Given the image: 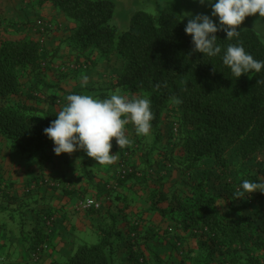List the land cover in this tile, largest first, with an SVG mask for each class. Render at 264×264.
I'll return each mask as SVG.
<instances>
[{
  "label": "trees",
  "instance_id": "trees-1",
  "mask_svg": "<svg viewBox=\"0 0 264 264\" xmlns=\"http://www.w3.org/2000/svg\"><path fill=\"white\" fill-rule=\"evenodd\" d=\"M3 1L0 135L12 152L28 159L44 152L51 142L43 129L59 110L28 106L17 97L24 92L26 74L40 70L52 54L28 33L17 34L21 25L4 17ZM44 3L67 20L69 35L64 41L76 64L86 68L95 63V57L107 60L114 54L122 60L115 79L77 86L64 92L60 103L65 106L70 94L103 99L116 90L149 98L154 115L150 139L134 136V145L124 148L136 157L132 169L150 168L156 155L164 160L163 168L180 175L169 189L158 178L150 191L145 211L158 215L159 224L135 213L121 229L116 215L101 214L100 208L95 210L102 218L94 227L97 242L78 246L56 264H264V194H245L258 208L252 212H244L234 195L245 179L264 182V165L258 164L255 173L238 179L230 168L233 158L241 166L264 157V68L236 78L222 61L229 44H242L254 59L264 61V44L258 35L247 29L228 40L224 31H218L221 53L209 57L192 51L191 35L184 31L187 22L173 13L156 17L137 11L128 28L118 32L109 24L114 9L111 1L38 0V5ZM173 97L182 103L174 104ZM172 123L177 125L176 133ZM78 150L79 170L88 178L92 158ZM48 237L46 230L37 229L28 250L36 251V256L47 252L51 248ZM155 242L172 248L178 259L170 263ZM121 244L127 262L118 258Z\"/></svg>",
  "mask_w": 264,
  "mask_h": 264
},
{
  "label": "crops",
  "instance_id": "crops-1",
  "mask_svg": "<svg viewBox=\"0 0 264 264\" xmlns=\"http://www.w3.org/2000/svg\"><path fill=\"white\" fill-rule=\"evenodd\" d=\"M2 8L7 20L21 25L17 34L28 33L52 54L40 70L22 79L24 92L17 100L26 105L41 110H60L64 106L60 103L63 93L82 85V76L86 75L87 84H91L115 79L120 72L122 60L116 54L107 60L95 57V63L86 68L76 64L64 41L69 35V24L49 3L38 5V0H4ZM127 96L137 97L135 94ZM127 134L132 141L137 136L131 124L127 125ZM111 143V152L119 159L112 165H101L92 158L86 178L79 170L80 151L56 155L51 141L37 160L21 159L0 135V264L61 262L72 250L78 235L89 229L94 232V227L102 221L95 210L81 206L80 202L88 197L101 201V214L114 213L121 229L126 227V219L135 213H142L144 219L159 224L158 215L145 211L150 191L158 178L164 180L165 189L173 187L180 179L178 171L163 168L164 160L156 155V162L150 168L132 169L136 157L120 149L114 138ZM122 162L131 166L129 173H132L120 183L117 174ZM165 172H172V181ZM37 229L48 232L51 246L40 256L28 250ZM33 254L36 257L32 258Z\"/></svg>",
  "mask_w": 264,
  "mask_h": 264
},
{
  "label": "clouds",
  "instance_id": "clouds-1",
  "mask_svg": "<svg viewBox=\"0 0 264 264\" xmlns=\"http://www.w3.org/2000/svg\"><path fill=\"white\" fill-rule=\"evenodd\" d=\"M200 4L207 2L211 7V16L206 14L190 15L184 31L191 35L192 51L209 57L221 53L217 45L216 33L224 31L231 40L239 36L238 27L246 17L258 14L264 18V0H198ZM211 17L218 18L215 23ZM223 64L231 69L239 78L242 74L264 68V61H259L247 53L242 44H229L222 57ZM89 78L82 76V86L87 85ZM67 104L57 113L50 125L43 129L44 134L53 142V151L72 154L81 149L88 157L101 165H112L119 157L111 152L112 140L115 139L120 149L131 146L133 141L127 134V125L134 127L137 136H147L151 131L154 119L151 101L147 97H129L119 90L107 98H96L85 94H70ZM173 103L182 101L173 97ZM259 191L264 194V182L243 180L235 198H243Z\"/></svg>",
  "mask_w": 264,
  "mask_h": 264
},
{
  "label": "rangeland",
  "instance_id": "rangeland-1",
  "mask_svg": "<svg viewBox=\"0 0 264 264\" xmlns=\"http://www.w3.org/2000/svg\"><path fill=\"white\" fill-rule=\"evenodd\" d=\"M108 1H111L114 7L113 14L109 21V24L111 26H114L118 32H123L128 28L131 16L137 11H143L152 14L153 16L156 17L164 13H173L182 22H187V20L190 18L188 14L190 15L206 14L211 16L210 5H208L207 2L202 5L198 2V0H108ZM213 2H215V0H213ZM211 18L215 23L217 24L219 23L218 18L216 17H211ZM247 29L254 31L260 38L261 42L264 44V18H260L258 14L246 17L237 30L242 31ZM163 128L164 130L168 129V124L167 123L164 124ZM142 137L143 138L145 137L147 140L150 139L148 136H142ZM42 154L43 152L41 153L40 151L34 154L29 160H37L38 159L37 156H40ZM232 161L236 163L237 159L233 158ZM235 163H232L230 167L232 168L231 175L235 176V178L238 179L242 175L255 173L258 164L264 165V157L262 156L255 157V159H251L248 161L247 164L245 163L242 164L241 166ZM165 174L168 180L172 181V176H173L172 172L170 173L165 172ZM216 188L217 190L219 189V184H217ZM252 195L256 196L257 191L253 192ZM248 199H249L248 195L244 196L243 198H238L239 207L244 212H252L255 211L256 209L258 210L256 205H254L253 202L250 203ZM141 202H144V199ZM6 223L10 225L9 224L10 221L6 220ZM96 242H97V235L94 232H92L90 229L83 231L75 239L74 244L72 246V250H70L68 256L61 258L62 259L61 262H64L69 257V255L73 251H75V249L78 246L83 244H93ZM122 246L123 245L121 244V247L119 248L118 251V258H122L124 259L125 262H127V260L125 259V255L123 254L122 251ZM157 248L160 250L162 255L168 256L170 263L175 262L178 259L176 252L172 248H168L165 246H157Z\"/></svg>",
  "mask_w": 264,
  "mask_h": 264
},
{
  "label": "built area",
  "instance_id": "built-area-1",
  "mask_svg": "<svg viewBox=\"0 0 264 264\" xmlns=\"http://www.w3.org/2000/svg\"><path fill=\"white\" fill-rule=\"evenodd\" d=\"M172 132L176 133L177 132V125L176 123H172ZM131 171V166L127 165L126 163L122 162L119 165V170H118V178L119 179H124L125 176ZM117 184V183H116ZM115 184V186H116ZM81 206L85 209H93V210H98L101 208V201L95 198H85L82 202H80ZM49 222V221H47Z\"/></svg>",
  "mask_w": 264,
  "mask_h": 264
}]
</instances>
